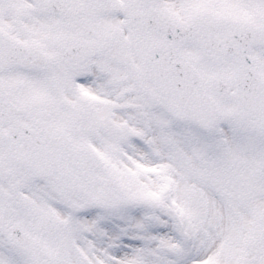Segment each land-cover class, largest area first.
<instances>
[{
  "label": "snow or ice",
  "instance_id": "6c2138e0",
  "mask_svg": "<svg viewBox=\"0 0 264 264\" xmlns=\"http://www.w3.org/2000/svg\"><path fill=\"white\" fill-rule=\"evenodd\" d=\"M0 264H264V0H0Z\"/></svg>",
  "mask_w": 264,
  "mask_h": 264
}]
</instances>
